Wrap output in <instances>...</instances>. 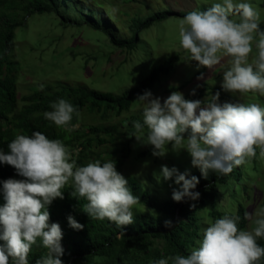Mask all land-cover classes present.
Wrapping results in <instances>:
<instances>
[{
    "label": "clouds",
    "instance_id": "clouds-1",
    "mask_svg": "<svg viewBox=\"0 0 264 264\" xmlns=\"http://www.w3.org/2000/svg\"><path fill=\"white\" fill-rule=\"evenodd\" d=\"M259 20L251 0H213L205 10L190 11L179 21L180 47L198 68L211 69L228 57L221 83L225 92L264 95V30ZM253 45L255 54L249 62ZM198 79H204L203 73ZM44 87L40 84L38 90ZM219 100V91L203 102L173 91L162 102L146 90L136 101L143 119L133 121V136L152 145L156 157H163L169 145L172 151L186 150L192 165L205 177L210 170L217 175L230 174L257 157V150L264 160V106ZM50 108L43 113L47 121L68 132L78 126L71 124L73 115L79 113L69 101L58 99ZM7 148V152L0 149V163L13 166L25 179L0 181L5 200L0 205V264H29V253L38 240L47 254L36 264H64L63 232L58 223H49L48 208L56 198H63L62 189L70 180L72 195L87 201L83 208L92 219H107L118 227L133 223V208L139 198L117 171L114 160L77 165L62 140L50 139L40 131L17 134ZM153 175L158 182L175 177L180 186L172 192L175 202L200 199L198 177L189 179L166 165ZM67 219L72 229H83L74 217ZM245 219L253 225L250 230L238 227V216L215 219L204 228L202 240L189 255L159 258L152 264H259L264 258V246L257 242L264 239V210L246 212ZM164 227L173 229V222L166 220Z\"/></svg>",
    "mask_w": 264,
    "mask_h": 264
},
{
    "label": "rangeland",
    "instance_id": "rangeland-1",
    "mask_svg": "<svg viewBox=\"0 0 264 264\" xmlns=\"http://www.w3.org/2000/svg\"><path fill=\"white\" fill-rule=\"evenodd\" d=\"M74 1V0H72ZM80 5L66 4L64 22L56 13L34 14L27 23L16 31L15 48L12 59L18 66V97H23L39 89V85L57 88L61 85H87L91 89L112 92L120 95L124 90L135 87L148 77L154 68L168 57L178 54L180 62L168 74L160 76L151 88L154 97L167 98L173 91L184 94L188 100H210L217 91L220 92V103H258L264 106V95L259 93L232 94L221 88L223 72L228 67V57L211 69L197 67V62L188 61L185 50L180 47L178 23L190 11L205 10L213 0H76ZM260 14V28L264 30V0H251ZM164 20L156 22L152 27L141 30L137 35L135 50L114 45L116 40L131 39L137 33V25L148 18L161 14ZM95 13V20L100 29L87 24V15ZM89 17V16H88ZM255 54L249 56V62ZM203 73L204 79H198ZM195 91V95H193ZM19 101L18 109L24 103ZM120 116L90 113L84 109L78 116V126L67 132L69 139L81 137L90 127H109L118 131H126L124 125L132 115L142 116V107L136 102ZM143 118H139L141 121ZM76 133V135H73ZM146 139V135L144 137ZM80 142V141H79ZM79 142L73 141L68 146L70 159L78 157ZM82 142V141H81ZM87 148L85 164L101 160H112L111 150L121 148L117 144H91ZM132 154L121 169L126 178H138L143 191L151 192L163 200L170 195L172 188H178L175 177L171 181L158 182L154 173H159L161 166L178 169L186 176L200 170L191 163V156L186 150L172 151L166 146L163 157L152 155L153 146L143 144L136 138L130 144ZM169 148V151H168ZM145 153L144 156L140 154ZM113 155V154H112ZM115 157V156H114ZM242 171L239 183L232 177L220 186L218 202L210 205L204 212L203 224L209 226L214 222L210 218L212 209L220 212L235 213L237 205L242 203L248 212L259 213L264 210V160L252 158L239 166ZM72 185L71 180L62 190ZM144 210L143 208H141ZM139 208L133 210L138 211ZM253 225L248 222L246 229Z\"/></svg>",
    "mask_w": 264,
    "mask_h": 264
},
{
    "label": "trees",
    "instance_id": "trees-1",
    "mask_svg": "<svg viewBox=\"0 0 264 264\" xmlns=\"http://www.w3.org/2000/svg\"><path fill=\"white\" fill-rule=\"evenodd\" d=\"M67 3L80 5L76 0H0V149L7 152L8 143L17 134L30 135L33 131H40L50 139L62 140L67 147L73 146V141H80L76 162L77 165H84L86 150L92 147L91 144L104 145L121 142V148L113 149L110 153L120 173L132 154L130 144L135 138L133 121L143 118L142 116L132 115L127 121V126L124 125L126 131L94 126L90 127L89 131L81 137L69 139L68 131L47 121L43 113L51 110V103L63 98L72 103L79 114L86 109L90 113L101 114L103 117L108 114L120 116L131 108L139 95L146 90L150 91L161 75L170 73L180 62V56L176 54L168 57L154 68L138 86L126 89L120 95L91 89L84 84L61 85L57 88L46 86L43 91L37 90L20 100L17 89L18 66L12 59L16 31L24 26L28 18L34 14L56 13L64 22H67L64 13L61 12V10H66ZM86 17L88 25L95 29L101 28L95 20V13L88 14ZM164 19L163 12L158 13L139 23L136 27L139 29L131 39L116 40L112 37L111 42L121 48L135 50L138 43L136 35L141 30L148 29ZM18 100L24 103L21 110L18 109ZM78 116L73 115L71 124H78ZM192 176L200 180L196 189L201 194L200 199L181 203L172 199L173 190H178L179 187L172 188L169 197L161 200L151 192L143 191L138 178L125 177L128 180V187L139 198L133 210L136 208L139 210L133 212V223L123 227H118L107 219L104 221L92 219L83 208L87 201L72 195V185L62 190L63 198H56L48 210L49 223H58L63 232L61 244L65 249L62 257L64 264H152L159 258L189 255L193 248L198 247L197 241L202 240L203 230L206 228L202 223L203 216L200 214L211 204L218 202L223 194L218 188L225 185L230 177L239 183L242 171L237 166L226 176L217 175L211 170L206 177L200 170H197L187 178L190 179ZM9 178L25 179L18 175L13 166L0 163V181ZM4 203L3 194L0 192V205ZM246 212H248L247 208L240 203L235 213L212 209L209 216L213 221L224 215L238 216L240 218L238 227L246 229L249 222L245 219ZM69 216L84 225L83 229L80 231L72 229L67 219ZM166 220L173 222V229L164 227ZM257 242L264 246V239L258 238ZM46 254L47 249L43 248L38 240L29 253V264H36V260ZM259 264H264V258H261Z\"/></svg>",
    "mask_w": 264,
    "mask_h": 264
}]
</instances>
